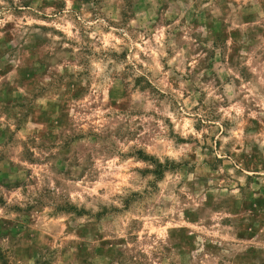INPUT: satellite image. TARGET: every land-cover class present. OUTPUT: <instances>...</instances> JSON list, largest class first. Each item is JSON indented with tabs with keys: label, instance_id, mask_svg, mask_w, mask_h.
<instances>
[{
	"label": "rangeland",
	"instance_id": "obj_1",
	"mask_svg": "<svg viewBox=\"0 0 264 264\" xmlns=\"http://www.w3.org/2000/svg\"><path fill=\"white\" fill-rule=\"evenodd\" d=\"M0 264H264V0H0Z\"/></svg>",
	"mask_w": 264,
	"mask_h": 264
}]
</instances>
